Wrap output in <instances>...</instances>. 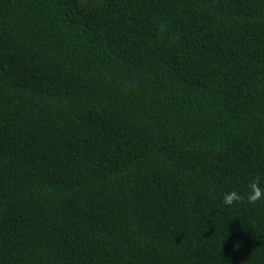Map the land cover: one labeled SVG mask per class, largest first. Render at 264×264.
I'll return each mask as SVG.
<instances>
[{"label": "trees", "instance_id": "obj_1", "mask_svg": "<svg viewBox=\"0 0 264 264\" xmlns=\"http://www.w3.org/2000/svg\"><path fill=\"white\" fill-rule=\"evenodd\" d=\"M256 177L264 0H0V264H264Z\"/></svg>", "mask_w": 264, "mask_h": 264}, {"label": "clouds", "instance_id": "obj_2", "mask_svg": "<svg viewBox=\"0 0 264 264\" xmlns=\"http://www.w3.org/2000/svg\"><path fill=\"white\" fill-rule=\"evenodd\" d=\"M247 203L255 205L258 202L264 200V187H261L260 178L256 177L251 179L248 183ZM245 197L239 194L237 191L232 190L224 194L223 203L227 206H233L234 204L244 202Z\"/></svg>", "mask_w": 264, "mask_h": 264}]
</instances>
